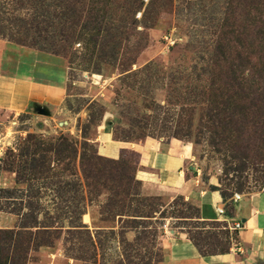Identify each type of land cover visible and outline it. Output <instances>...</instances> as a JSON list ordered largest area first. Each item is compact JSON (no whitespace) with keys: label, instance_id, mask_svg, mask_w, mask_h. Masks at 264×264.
I'll list each match as a JSON object with an SVG mask.
<instances>
[{"label":"rangeland","instance_id":"obj_1","mask_svg":"<svg viewBox=\"0 0 264 264\" xmlns=\"http://www.w3.org/2000/svg\"><path fill=\"white\" fill-rule=\"evenodd\" d=\"M93 1L103 11L91 20L79 21L81 7L74 6L68 23L61 6L54 28L46 21L27 40L0 36L8 43L0 59L35 50L62 59L69 75L57 113L0 111V264H164L172 229H206L184 222L194 208L184 197L147 190L130 151L114 161L100 157L97 140L108 128L118 142L188 149L205 183L242 197L264 190V128L233 114L220 125L207 120L204 105L188 103V77L204 60L183 50L204 41V22L184 4L198 0H143L138 12L137 0ZM221 1L204 5L220 10ZM73 31L86 35L69 39ZM31 216L50 230L37 231L33 241L20 230L34 226ZM80 219L93 235L66 231ZM209 228L219 251L226 250L229 233ZM262 257L259 264L264 251Z\"/></svg>","mask_w":264,"mask_h":264},{"label":"crops","instance_id":"obj_2","mask_svg":"<svg viewBox=\"0 0 264 264\" xmlns=\"http://www.w3.org/2000/svg\"><path fill=\"white\" fill-rule=\"evenodd\" d=\"M0 49L8 50V43L1 39ZM6 67L12 69L8 71ZM49 72H52L50 77ZM68 81V69L62 59L18 49L14 57L5 55L0 59V111L19 115L43 106L57 113L67 98ZM97 142L99 154L108 159L118 160L126 151L134 154L137 178L152 194L180 195L195 207L198 221L229 226L232 245L225 254H213L207 235L201 231L188 228L170 231L163 244L164 264H259L263 261V191L243 196L234 204L231 202L234 196L225 199L224 189L218 183L214 180L205 183L197 176L188 149L156 141L118 142L110 128L100 133ZM238 223L242 228L234 237L233 228Z\"/></svg>","mask_w":264,"mask_h":264},{"label":"trees","instance_id":"obj_3","mask_svg":"<svg viewBox=\"0 0 264 264\" xmlns=\"http://www.w3.org/2000/svg\"><path fill=\"white\" fill-rule=\"evenodd\" d=\"M205 2L206 0H198L197 4H184V11L195 7L194 13L204 22V25H201V38L204 41H199L198 45H188L183 50L187 58L192 57L196 52V57L201 58L202 55L204 60L191 70L188 77V103L204 105L207 110V120L217 121L220 125L233 114L244 118L252 124V127L261 125L264 128V0H224L221 1L223 6L220 10L213 8L211 3L208 6L204 5ZM95 5L93 0H0V36L11 35L27 40L30 33H40L46 21L49 22L50 28H54L57 25L55 21L62 15L61 6L68 9V23H72L76 17L74 6L81 7L80 14L77 15L79 21L91 20L97 13H94L95 11H103V8H97ZM143 6V0H137L135 10L138 12ZM99 29L96 27L95 31ZM85 35V32L73 31L69 33L68 38L80 39ZM247 76L252 79L251 83L248 82ZM189 85L192 89H189ZM24 171L26 169H23ZM223 189L225 199L236 194L229 189ZM231 202L236 204L234 199H231ZM83 215L84 213L81 217ZM187 221L197 222L206 229H210V226L213 227L212 229L218 227L229 233L227 237H231L226 223L198 221L195 217V207L191 217H185L184 222ZM32 222L34 226L25 224L20 229L31 235V241L37 231L45 230V227L40 226L38 217ZM47 228H54L56 234H64L60 227ZM181 228L194 229L206 234L213 254L230 252L232 245L230 238L226 239L228 240L226 250L219 251L220 246L214 243L216 241L213 233L210 234L200 227L196 229L182 226ZM83 230L93 235L89 226L81 219L79 225H74L66 231L71 233ZM233 235L237 237L238 230H235Z\"/></svg>","mask_w":264,"mask_h":264},{"label":"water","instance_id":"obj_4","mask_svg":"<svg viewBox=\"0 0 264 264\" xmlns=\"http://www.w3.org/2000/svg\"><path fill=\"white\" fill-rule=\"evenodd\" d=\"M35 111L40 115V116H46L49 117L51 116V112L47 107H43V106H36ZM63 125H69V121L65 120L63 122ZM243 223L246 222L245 219L242 220Z\"/></svg>","mask_w":264,"mask_h":264},{"label":"built area","instance_id":"obj_5","mask_svg":"<svg viewBox=\"0 0 264 264\" xmlns=\"http://www.w3.org/2000/svg\"><path fill=\"white\" fill-rule=\"evenodd\" d=\"M263 193H264V190H263ZM234 202L235 203H237V202H240L241 201V199H242V196L240 195V194H238V193H236L235 195H234ZM219 213H221V214H224V210H221V209H219ZM242 228V224H240V223H238L234 228H233V230H240ZM167 230V229H166ZM167 233V232H166Z\"/></svg>","mask_w":264,"mask_h":264}]
</instances>
